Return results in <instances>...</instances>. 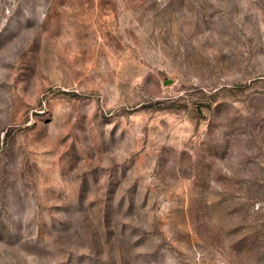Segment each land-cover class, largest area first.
I'll return each instance as SVG.
<instances>
[{
	"label": "rangeland",
	"instance_id": "obj_1",
	"mask_svg": "<svg viewBox=\"0 0 264 264\" xmlns=\"http://www.w3.org/2000/svg\"><path fill=\"white\" fill-rule=\"evenodd\" d=\"M0 264H264V0H0Z\"/></svg>",
	"mask_w": 264,
	"mask_h": 264
}]
</instances>
